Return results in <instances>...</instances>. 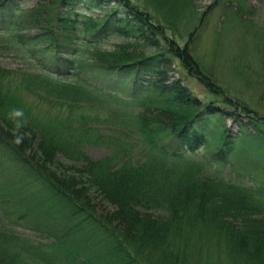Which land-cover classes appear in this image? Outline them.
Masks as SVG:
<instances>
[{
  "label": "trees",
  "instance_id": "1",
  "mask_svg": "<svg viewBox=\"0 0 264 264\" xmlns=\"http://www.w3.org/2000/svg\"><path fill=\"white\" fill-rule=\"evenodd\" d=\"M20 1L0 0V34L12 38L11 47H26L38 71L19 72L12 84L14 71L0 66V190L84 239L90 256L73 264H264V187L212 169L227 163L239 140L264 150V117L203 71L187 43L197 26L181 45L148 9L182 0H44L29 9ZM98 7L108 8L102 17L88 14ZM109 36L126 41L107 50L100 44ZM0 42L7 48L8 41ZM173 64L209 96L166 78ZM23 93L68 103V113L35 119ZM94 106L103 117L92 114ZM226 112L245 114L248 128L227 134ZM102 125L113 132L102 133ZM211 137V159L190 161L187 152ZM88 145L109 153L93 159ZM58 154L77 165L64 166ZM95 197L112 210L98 212ZM56 240L36 242L3 226L0 264H57Z\"/></svg>",
  "mask_w": 264,
  "mask_h": 264
},
{
  "label": "rangeland",
  "instance_id": "2",
  "mask_svg": "<svg viewBox=\"0 0 264 264\" xmlns=\"http://www.w3.org/2000/svg\"><path fill=\"white\" fill-rule=\"evenodd\" d=\"M39 1L44 0H23L21 6L28 8ZM113 3L114 1L110 2ZM156 4L157 2L155 8L151 4L150 8H147L150 11L152 9L157 21L168 28L167 33L176 34L181 40V45L184 44L186 32L192 31L194 26L198 27V38L187 43L191 47L192 55L203 67V71L212 77L232 100L264 117V0H182L180 5L171 3L158 7ZM107 9L103 7L89 10L88 14L102 17ZM78 39L74 37L75 42ZM0 40L8 41L7 48L0 42V66L14 71L10 76L12 84L18 83L19 72H37L35 60L26 47L21 45L11 47L12 38L7 34H0ZM125 41V37L112 36L100 46L111 50ZM145 52L152 53L153 49L150 48ZM167 70L169 71L166 78L181 79L198 97L209 96L203 85L195 77L184 72L179 64L170 65ZM23 98L22 102L29 106L31 116L35 119L41 118L47 121L50 117H58L60 110L63 111V115L69 110L68 103H50L32 93H23ZM115 105L123 111L131 109L119 102ZM74 108L75 113L81 111V108ZM104 112L101 107L94 106L92 109V114L95 113L99 117H103ZM247 119L243 113L236 115L226 112L223 126L228 133L230 131L235 133L241 128H248ZM97 122L95 120V124ZM100 130L104 134L112 133L104 125L100 126ZM239 141V146L229 158V162L224 167L213 165L212 168L219 167L224 177H228L231 181H251L254 185L264 187V150L248 140ZM137 151L138 148L135 147L132 154L136 156ZM85 152L89 157L99 159L108 154L109 150L101 145H88L85 147ZM208 154V148L201 147L197 154L190 155V159L205 160ZM55 158L64 166L74 167L71 165L74 163L64 159L60 154ZM12 195L8 191L0 190V228L13 227L41 243L55 241L58 238L61 246L54 258L57 264H73L74 259L80 260L81 263L82 260L89 258V252L84 248L86 242L78 234L76 236L69 234L68 225L65 227L53 215L43 214L35 205L21 203ZM92 203L98 212L106 213L112 210L111 205L98 197H95ZM8 212L14 213L10 215ZM20 214L23 215L22 220L16 219ZM13 221H18L20 226L15 225ZM43 250L44 253H49L52 248L43 247ZM215 254L218 255L216 250ZM221 262L226 263L223 258Z\"/></svg>",
  "mask_w": 264,
  "mask_h": 264
},
{
  "label": "bare ground",
  "instance_id": "3",
  "mask_svg": "<svg viewBox=\"0 0 264 264\" xmlns=\"http://www.w3.org/2000/svg\"><path fill=\"white\" fill-rule=\"evenodd\" d=\"M90 260V259H89Z\"/></svg>",
  "mask_w": 264,
  "mask_h": 264
}]
</instances>
